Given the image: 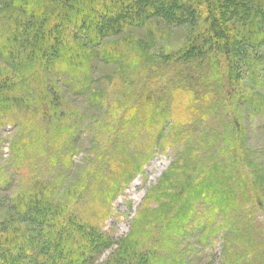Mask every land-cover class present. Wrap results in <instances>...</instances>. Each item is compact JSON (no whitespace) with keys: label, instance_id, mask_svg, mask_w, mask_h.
<instances>
[{"label":"trees","instance_id":"trees-1","mask_svg":"<svg viewBox=\"0 0 264 264\" xmlns=\"http://www.w3.org/2000/svg\"><path fill=\"white\" fill-rule=\"evenodd\" d=\"M161 20L191 36L155 55L160 37L151 28ZM144 28L146 38L131 35ZM139 56L161 63L149 71ZM241 60L251 83L264 86V0H0V127L19 129L8 160L28 173L4 200L0 264H191V223L202 213L201 242L220 239L221 264H264V232L251 207L264 204V158L256 183L247 135L237 131L252 123L239 116ZM102 64L111 70L99 78ZM199 67L211 69L213 87L194 100L208 102L213 89L211 114L187 103V71ZM149 74L168 78L160 93L167 103L144 84ZM262 109L264 97L255 115ZM211 117L221 131L201 129ZM166 146L175 160L131 232L114 238L104 231L114 201ZM79 151L84 166L68 183ZM54 165L52 180L38 174Z\"/></svg>","mask_w":264,"mask_h":264},{"label":"rangeland","instance_id":"rangeland-1","mask_svg":"<svg viewBox=\"0 0 264 264\" xmlns=\"http://www.w3.org/2000/svg\"><path fill=\"white\" fill-rule=\"evenodd\" d=\"M187 29H188L187 26L172 28L171 26H168V23H165L164 20H161V22L156 21V23L154 24L153 28H151V30L155 33L156 36H159L160 38H157L156 40L157 46L153 48V53L155 55H161L167 49H178V48L180 49V47L183 46L182 44L186 43L191 36L188 33ZM148 31L149 29L147 28H144V30H139V31L133 30L131 31L132 32L131 35L136 38L143 39L147 37ZM162 49H165V51H163ZM158 57L159 56H157L155 58L156 60L152 63L147 62L144 58L142 59L140 56L137 58L139 61L144 63L147 66V69L150 71L152 70L153 66L158 67L159 64L161 63V61H158L159 60ZM151 59L153 58L151 57ZM241 62L242 63H240L239 65L242 67L244 71V77L242 80L243 83L240 84V86H238V94L244 96L245 102L243 104L242 101L239 103L240 104L239 116L240 118L244 119V121L245 118H249L252 121V123L251 125H248V124H244L245 122L243 123L240 122V126L237 128V131L240 130L243 131L244 140L247 135L246 143L249 142V144L247 145L248 157L250 158V161L253 163V165L251 164L253 171L252 170L250 171L253 172V176H255V182L257 183V177L260 175V169H257L255 173L256 165L259 159L264 158V125H262L264 123V110L262 109L258 115H255V102L259 101L261 97H264V86L255 87V83L254 82L251 83V81H253L254 78V73L251 72L250 68L245 65L246 62L244 63L243 60H241ZM2 66L3 64L0 61V67ZM110 70H111L110 68L102 64L98 66V68H96V75L99 78L103 77L109 74ZM185 70L187 71L188 69ZM187 72H189L190 74V76L188 77L190 81L188 85L193 95L195 93H198V90L203 91L205 89L204 85L209 86L210 88L213 87V83H211L212 80H210L213 73L211 69L209 70L208 68L205 67L203 69H200L199 67L196 73L192 70H189ZM152 77L153 76L149 74L147 76L148 80L144 81V84L152 85L151 90H156V92H154L155 100L160 96L158 98L159 102L161 101L160 104H165L164 102L166 101L163 98L164 95L161 96L160 93L166 94L165 86H163V83H165L168 78L162 74L157 79H153ZM213 91L214 90L212 89L211 92L207 95L208 102L202 103L197 96L196 100L200 101V104H197V102H195L194 100L195 95L194 96L192 95V97L186 98L189 101L187 103L196 104L198 108H204V110L208 114H211L212 112H216L215 108H216L217 100L215 99L214 94L212 93ZM139 97L140 96L138 94L135 101L136 104L139 101ZM150 98L152 97L150 95H147V99ZM136 104H134V106ZM260 106L261 105H259V107ZM208 120L209 122L201 128L202 130L207 129L209 126L212 125L214 126L213 129H218L219 131L222 130L223 128L221 125L222 123H220L219 119H217L216 117H211ZM229 122L232 124L231 120H229ZM256 125H260V127H257ZM18 130L19 129L17 127L11 125L0 127V139L2 140V143H0V178H4L2 183H0V218L1 219L5 217L6 213L4 212L7 208V206H5L6 204L4 200H6V198L12 197V195L20 187V185H18L19 181L23 179V183H24L28 175L26 171L25 176L23 178L22 174L24 168L21 167L15 168L12 166L11 160L10 161L8 160L11 155V147L9 146V142H13L14 140L20 138L18 134L19 133ZM88 136L90 137V135ZM89 137L86 138V141L82 140L80 141V144L79 143L78 144L79 145L84 144L83 148L88 147L89 145H91V144L88 145V143L91 142V139ZM214 137L216 140L217 135L214 134ZM222 142L223 140L220 138V140L218 141L220 146L223 144ZM197 143H199V141H197ZM167 147L168 146L162 148L161 152L159 151L158 153H156V155L152 158V160L146 166H144L143 171L134 178L130 186H128L126 190H123L122 193L119 194V196H117L116 200L114 201L112 205L111 215L107 218L104 226V231L110 234L111 236H113L114 238L117 239L120 237H124L131 232L133 219L137 214V212L141 209L145 200V196L148 193L149 189L161 178V176H163L165 172L168 171L172 162L175 160L174 154H172ZM179 151L180 149L176 152ZM208 155L209 152L206 151L205 156L209 157ZM259 155H261V157H259ZM84 159L85 157H83L81 151L77 152L73 156V160H75V163L67 176L68 183H72V180L75 179L77 175L80 174L81 168L82 166H84L85 163ZM38 167H41V165H39ZM56 167H57L56 165L52 167H46L45 171L41 170V172H39L38 174L45 176V179L52 180V175H49V173L52 174V172L55 171ZM109 174L110 172L108 173V175ZM8 177H11V181L8 180ZM100 181L101 180H99L98 182ZM9 182L10 185H8ZM254 206L256 209L255 227L260 225L261 232H264V204L260 206H256V204H254L251 207ZM248 208H250L249 205L247 206V209ZM202 217H203V213L201 214V216L198 217V220H195L191 223L193 227L196 229H194L195 232L193 231L191 234L193 235V238L191 239L190 243L193 244L195 250H193L191 253L190 262L191 264H221L222 250H221L220 239L216 235H210L206 240L208 242L205 243L201 242L208 232L206 228L200 227V222L202 221ZM107 255L108 253L105 254L104 258L107 257Z\"/></svg>","mask_w":264,"mask_h":264}]
</instances>
